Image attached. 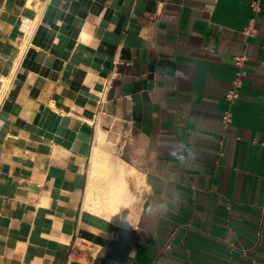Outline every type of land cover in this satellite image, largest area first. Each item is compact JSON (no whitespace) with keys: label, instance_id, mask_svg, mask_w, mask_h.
<instances>
[{"label":"crops","instance_id":"crops-1","mask_svg":"<svg viewBox=\"0 0 264 264\" xmlns=\"http://www.w3.org/2000/svg\"><path fill=\"white\" fill-rule=\"evenodd\" d=\"M10 77L0 264H264V0H0Z\"/></svg>","mask_w":264,"mask_h":264},{"label":"built area","instance_id":"built-area-1","mask_svg":"<svg viewBox=\"0 0 264 264\" xmlns=\"http://www.w3.org/2000/svg\"><path fill=\"white\" fill-rule=\"evenodd\" d=\"M255 8H256V5H254ZM29 44V39H26L25 40V47L24 49L28 46ZM244 61V57H238L237 60H236V63L238 65H240L242 62ZM118 73H114L112 78H115L117 76ZM12 82V77L8 78L7 80L3 81V86H2V89L0 91V110L1 108L3 107V104H4V101L5 99L7 98V95H8V91H9V87H10V84ZM239 87H240V82L237 81L236 82V87L234 89H232L228 94H227V97L229 100L233 101L235 98L238 97V93H239ZM232 111L231 110H227L225 111L224 113V116H223V119L225 120L226 123H229L232 119ZM89 250L90 252L92 253V256H93V253L96 252V247H94L93 245L92 246H89Z\"/></svg>","mask_w":264,"mask_h":264},{"label":"bare ground","instance_id":"bare-ground-1","mask_svg":"<svg viewBox=\"0 0 264 264\" xmlns=\"http://www.w3.org/2000/svg\"><path fill=\"white\" fill-rule=\"evenodd\" d=\"M103 147V148H102ZM107 143H106V139H105V133L103 131L100 130V132L98 133L97 136V144L94 147V151H93V158L94 161H99L102 160L103 163H106L107 165H110V161L113 157V154L111 151H109L107 149ZM125 165L124 164H119L118 166L115 164H111L110 165V169L113 172L115 169H117L121 174H124L125 172ZM134 172L138 173V171L133 170ZM107 207L110 209L112 207H114L116 204L115 203H107L106 204ZM121 218V216H119V219Z\"/></svg>","mask_w":264,"mask_h":264},{"label":"rangeland","instance_id":"rangeland-1","mask_svg":"<svg viewBox=\"0 0 264 264\" xmlns=\"http://www.w3.org/2000/svg\"><path fill=\"white\" fill-rule=\"evenodd\" d=\"M112 142L114 141V138H112L111 137V139H110ZM108 147L110 148V149H112L113 150V153H114V148H115V144L114 143H111V142H109V144H108ZM115 154V153H114Z\"/></svg>","mask_w":264,"mask_h":264}]
</instances>
